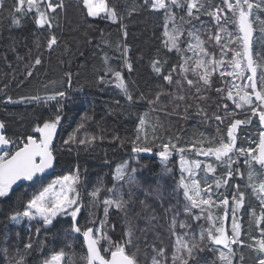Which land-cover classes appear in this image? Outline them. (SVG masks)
I'll return each instance as SVG.
<instances>
[{"label":"trees","instance_id":"obj_1","mask_svg":"<svg viewBox=\"0 0 264 264\" xmlns=\"http://www.w3.org/2000/svg\"><path fill=\"white\" fill-rule=\"evenodd\" d=\"M50 2L57 10H45V27L36 11L17 13L18 0H4L0 7V121L13 145L8 157L33 138L41 142L36 129L59 119L52 139L55 169L0 197V264H48L61 254L66 264H88L82 237L88 230L99 238L106 259L123 246L136 264H183L174 260L177 255L187 264H259L264 203L246 195L241 232L225 248L210 242L209 219L181 185L182 158L204 161L201 150L212 149L213 165L203 167L198 179L215 198L228 199L227 212L233 213L249 173L244 153L259 148L263 130L252 111H264L263 101L254 98L252 106L239 108L234 89V60L243 55L238 11L228 8L236 0H196L194 9L181 0L180 8L161 10L151 0H107L115 21L92 18L83 0ZM249 3L264 96V0ZM240 6L247 11L244 0ZM166 31L176 35V47ZM52 38L56 43L50 46ZM248 91L255 97L252 86ZM237 121L231 158L217 160L215 149L231 143L228 132ZM165 148L167 159L161 156ZM256 166L264 178V168ZM71 176L79 177L81 234L71 215L49 226L15 223L48 186ZM177 238L198 245L191 258L186 250L177 253Z\"/></svg>","mask_w":264,"mask_h":264},{"label":"snow or ice","instance_id":"obj_2","mask_svg":"<svg viewBox=\"0 0 264 264\" xmlns=\"http://www.w3.org/2000/svg\"><path fill=\"white\" fill-rule=\"evenodd\" d=\"M4 0H0V7L3 6ZM178 0H171L172 4H177ZM25 3L27 4L26 9L24 8ZM39 3H47V8L51 9L52 12H55L57 10V7H54L53 4L50 2V0H18V6L15 8V11L17 13L21 12L22 10H26L28 12H31L33 8H36V11L39 12V26L44 27L45 25L49 24V21L46 17V14L44 11H40L38 4ZM83 3L85 7L88 9V15L93 17H101L103 14L104 16H111L113 21L116 19V13L114 10L109 9L106 0H83ZM156 7L159 9H163L166 7L164 0H155ZM244 4L247 5V11L244 10L243 7L240 6V0H236V4L233 5L232 3H228L229 10L236 9L238 11V25H239V32L242 34L237 37V39L240 41L241 47L243 49V54L247 56V68L251 70V76L248 77V79H252L256 75V69L253 67V59L250 52L251 42H252V34H253V22L250 21V14L252 11L253 5L249 3V0H244ZM59 7H62V5H57ZM197 3L196 0H192V3L190 5V8H196ZM188 15L191 16L192 12L189 11ZM217 19H219V16H217ZM15 23L19 25L20 21L16 20ZM165 35L169 37V40L172 43L173 47H176V37L165 32ZM218 39V38H217ZM234 42V41H233ZM56 40L55 38H52L50 42V46L52 44H55ZM237 55H240V53H237ZM37 64L40 63L39 60L36 61ZM203 61L199 62L197 64V67H200ZM235 66L237 68L240 67V62L235 61ZM184 71L187 72L188 69L185 67ZM231 74V73H229ZM243 75V73H241ZM168 81L171 82V76L167 77ZM207 79L205 78V83H207ZM191 84L192 82L189 81ZM254 84V81H253ZM119 87H124L123 82L119 85ZM63 95V93H61ZM54 99V97H53ZM243 99V97H242ZM256 99L258 100H264V96H261L259 93H257ZM247 102V100L245 101ZM254 114H257L259 116L260 121L264 122V111H256ZM59 123V119L56 120L55 123H46L43 128H37L36 131L43 132L44 133V139L41 141L40 144H37L35 140H32L30 142V145L25 146L22 150L17 151L15 155H13L10 159H3L0 158V197L8 196L11 192L12 186L18 181V180H31L38 172L42 173L44 170L51 168L53 164L54 157L52 155V152L50 151L51 142L55 135L56 126ZM143 121H141V128H143ZM240 122L237 121L236 124H233L232 128L228 132V136L231 137V143L222 144L219 148L215 149V157L217 160L221 159V157H229V153L233 151L235 146V137L233 136V132L236 129L237 124ZM4 125L0 123V129H3ZM264 136V133L261 134ZM9 141L3 136L0 135V146L7 145ZM172 147H175V145H172ZM134 151L140 152V151H149L148 148H140L136 147ZM179 151L183 152L184 149H179ZM239 151L243 152V149H240ZM212 152V149H209L207 152H204L201 150L200 154L208 155ZM250 155L251 153H246ZM161 156L164 159L168 158V152L165 148L161 152ZM40 157V163H36V158ZM257 162L264 167V139H262L259 143L258 148V156L255 158ZM196 168L200 167V164L197 162L195 165ZM209 168L211 166L209 165ZM191 171H189V175H191ZM72 178L66 177L65 181H69ZM75 181H73L74 183ZM58 184L61 185V192L57 194L55 197L50 198V193L53 192L54 187L47 189L40 197L33 200L31 204L28 205L29 209H35L37 213H39L40 217L44 219L48 224L52 223V220L55 218L56 215L67 211L68 209H73L70 213V215L73 216V218L76 217L77 213L79 212V207H73L76 204L75 199H69V193L73 192L74 189L71 187L67 188V191H65L64 181H58ZM182 186L187 188V185ZM195 195H189L187 198L192 202V206H197V200L196 197H199L200 191L198 187H194ZM207 191V190H205ZM257 194L260 195L261 202L264 203V184L260 185L259 189L257 190ZM240 201H243V196L240 197ZM105 204L112 205L111 200H105ZM202 204H208V200H202L200 201ZM225 205L228 204V201L225 200L223 202ZM117 208L121 207V204L115 205ZM237 207H240V204H237ZM24 216L35 218L32 216L31 211H26L23 213ZM15 219V217H13ZM261 220L264 221V215L261 216ZM181 227H184V225H181ZM77 232L80 231L79 228L75 229ZM220 232V235L216 238H214L213 242L215 244H223L225 248H228L229 241L227 237L225 236L222 229L218 230ZM233 238L231 239V243H236V238L239 236L238 226L236 224H233ZM83 235L88 239V251H89V264H136L135 259L132 257H129L126 252L125 248L123 246H116L115 251L111 252V258L105 259L99 251L98 244H99V238H94L93 233L91 230H88L83 233ZM211 237V232L209 233ZM106 238V237H105ZM130 242V241H129ZM177 253H180L183 250H186L188 253V257L191 258L193 249L198 247V245L193 244L191 247L185 243L180 238H177ZM30 247V245H29ZM261 250H264V241L260 242ZM231 251V249H229ZM163 255V253H161ZM62 259V254L60 256L54 257V262H58ZM176 259H183V264H187V259H184L182 256L177 255L174 257V260ZM221 259H227V257L222 253ZM155 264V262H154ZM259 264H264V259H261Z\"/></svg>","mask_w":264,"mask_h":264},{"label":"rangeland","instance_id":"obj_3","mask_svg":"<svg viewBox=\"0 0 264 264\" xmlns=\"http://www.w3.org/2000/svg\"><path fill=\"white\" fill-rule=\"evenodd\" d=\"M151 1L153 2V5L155 6V8L159 9L156 7L155 0H151ZM106 3H107V0H106ZM164 3L166 5V7L163 9L170 8V6L174 7V8H180V6L182 4L181 0H178L177 4H172L171 0H164ZM191 3H192V0H189V5H191ZM40 4L41 3L38 4L40 11H44V12H45V10L51 11V9L47 8V3H45L46 5H45L44 9ZM107 5H108V3H107ZM26 7H27V4L25 3L24 8H26ZM159 10H161V9H159ZM32 11H36V8L34 7ZM37 13H38V21H39V12H37ZM45 14H46V12H45ZM46 17H47V14H46ZM91 17L92 18H100V17H93V16H91ZM101 17H110L111 18V16H104L103 14L101 15ZM38 24H39V22H38ZM170 34L172 35L171 32H170ZM173 36L176 37V35H173ZM168 41L171 43L170 40H168ZM178 41L179 40H177V37H176V44L178 43ZM235 61L240 62V67L237 68L235 66V63H234V69H233L234 70L233 82H234L235 94H236L238 102H239L238 106H239V108L252 106L253 105V99L255 97H254V94H250L248 91L252 86V79L251 80L248 79L247 73H249V77H250V72L247 68L245 55L244 54L238 55L237 58H235L234 62ZM241 73H243V75H241ZM242 97H243V99H242ZM246 100H247V102H245ZM257 110H258V108H256L252 112L255 113ZM237 132H236V134H237ZM56 133H57V129L55 130V134ZM41 135H42V138L44 139V133L43 132H41ZM249 152L251 153L250 155L246 154ZM140 153L142 155H145V156L151 154L150 150L149 151H140ZM244 156H246V159L248 161L249 173H248L245 185L242 186V191L240 192L241 193L240 195L243 196V201L242 202L237 201L235 203V211L233 213L227 212L228 204L225 205L223 203L225 200L228 201V199H225L223 197L219 198V199L215 198V196H213L211 191L209 189H206L198 179L199 173L203 167L208 168L209 165L210 166L213 165L212 164L213 163L212 159L214 158L213 155L205 156L204 161L198 160L196 158H191V157L190 158L189 157H183L181 162H180V168H181V172H182L181 185H182V181H183V185L188 186L187 188L182 186L185 189L186 196L187 197L189 195L194 196L195 192L192 189H194V187L199 188L200 195H199V197H196L197 207L202 208V212H204L203 213L204 217H207L210 221V224H209L207 229H208V234L211 232V237L209 235L211 243H213L214 238H216L220 235V232L218 230L222 229L225 236L227 237V239L229 241L230 246L231 247L234 246L236 243L233 244L230 242V238L234 235L233 224H236L238 226V231L240 233L241 229H242L240 212L242 209V205L245 201L246 195L247 194L253 195L256 199L261 200L260 195L257 194V190L259 189L260 185L264 184V178H263V174L261 173L259 168L256 166V164L260 166V164L255 159L258 156V151H257V153H255L253 150L252 151H250V150L246 151L244 153ZM169 157H170V155H169ZM0 158H3L6 160L8 158V152H5L4 154L0 155ZM197 162L200 164L199 168L195 167ZM123 169L120 170L119 175L123 174ZM189 171H191V173H192L191 175H189ZM70 178H72V179L69 181H65V178L54 181L50 186H48L45 189V191L47 189L55 186L53 192L50 193V198L57 196V194H59L61 192V185L58 184L57 182L58 181H64L65 182V185H64L65 191H67L68 187H71L74 189V191L70 192L68 195H69V199H75L76 200V204L73 206V207H76L78 204L77 202H78L79 197H80L79 177L78 176H71ZM73 181H75V182L73 183ZM205 190H207V191H205ZM218 190H220V189L218 188ZM42 194H40L38 197H40ZM202 200H208L209 203L208 204H202V203H200V201H202ZM237 204H240V207H237ZM72 210L73 209L70 208L67 211L56 215L55 218L52 220L51 224H53L57 220V218L62 217L63 215H70ZM220 210L224 211L221 217L218 216V212ZM26 211H31L32 216L35 218H30V217L22 215V216L17 217L15 219V223L19 224V223L29 222V221L33 220L36 222H38V221L43 222L45 224V226L51 225V224H48L44 219H42L40 217L39 213H37L35 211V209L27 208ZM229 231H231L232 234H228ZM236 240H237V238H236ZM219 246H221V244ZM57 256H60V255H56L55 257H57ZM53 262H54V258L48 264H53ZM55 264H66L65 256L62 255V259L58 262H55Z\"/></svg>","mask_w":264,"mask_h":264},{"label":"water","instance_id":"obj_4","mask_svg":"<svg viewBox=\"0 0 264 264\" xmlns=\"http://www.w3.org/2000/svg\"><path fill=\"white\" fill-rule=\"evenodd\" d=\"M253 41H254V29H253V34H252V42H251V47H250V52H251V56H252V59H253V67L256 69V66H255V60H254V56H253ZM245 59H246V63H247V56L245 55ZM249 70V72H250V75H251V70L250 69H248ZM253 81H254V84H253ZM252 89H253V91H255V98H256V96H257V93H259L261 96H263L262 95V93L260 92V89H259V85H258V81H257V70H256V75H255V77H253L252 78ZM258 100V99H257ZM259 101H263V104H264V100H259ZM0 123H2L1 121H0ZM3 124V123H2ZM236 128H238V126H236ZM261 128H262V130H263V132L262 133H264V122H262L261 121ZM236 130V129H235ZM234 133V132H233ZM0 135H3L8 141H9V139L6 137V135H5V127H3V129H0ZM262 139H264V136H262L261 135V137H260V141L262 140ZM32 140H35L36 142H37V144H40L41 142H39L37 139H35V138H33V139H31L30 141H29V143L26 145V146H28V145H30V142L32 141ZM54 144H55V142L52 140V142H51V147H50V151L52 152V155H53V157H54V160H53V164H52V167L51 168H48V169H46V170H44L42 173H40V172H38L31 180H18L13 186H12V189L11 190H17V189H19V188H21V187H24V186H26L27 184H29V183H33V182H35V181H38V180H40L41 178H43L48 172H52L54 169H55V166H56V157H55V154H54ZM12 148H13V145H12V143L9 141V143L7 144V145H3V146H0V155H2V154H4L5 152H10L11 150H12ZM24 148V147H23ZM22 148V149H23ZM22 149H20V150H22ZM20 150H18V151H20ZM16 153V152H15ZM15 153L13 154V155H15ZM12 155V156H13ZM11 156V157H12ZM11 157H9L8 159H10ZM7 160V159H6ZM36 163L37 164H39L40 163V157H37L36 158ZM78 215H79V212H78V214H77V216L75 217V220H74V222H75V229L76 228H78V224H77V222H78ZM74 229V230H75ZM92 231V233H93V237L95 238V236H94V231L93 230H91ZM75 233H76V235H79V234H81V231H79V232H77L76 230H75ZM82 237H83V240H84V242H85V246H86V249H87V252H88V257L90 256V254H89V251H88V239L82 234ZM223 245V244H222ZM98 248H99V251H100V254L103 256V254H102V251H101V249H100V247H99V244H98ZM104 257V256H103ZM105 258V257H104ZM110 258H111V256H110ZM109 258V259H110ZM106 259V258H105ZM107 260V259H106ZM88 264H89V261H88ZM96 264H98V262H96Z\"/></svg>","mask_w":264,"mask_h":264},{"label":"flooded vegetation","instance_id":"obj_5","mask_svg":"<svg viewBox=\"0 0 264 264\" xmlns=\"http://www.w3.org/2000/svg\"><path fill=\"white\" fill-rule=\"evenodd\" d=\"M11 156H12V155H11ZM11 156H9V157H11ZM9 157H8V158H9Z\"/></svg>","mask_w":264,"mask_h":264},{"label":"built area","instance_id":"obj_6","mask_svg":"<svg viewBox=\"0 0 264 264\" xmlns=\"http://www.w3.org/2000/svg\"><path fill=\"white\" fill-rule=\"evenodd\" d=\"M232 239V238H231Z\"/></svg>","mask_w":264,"mask_h":264}]
</instances>
